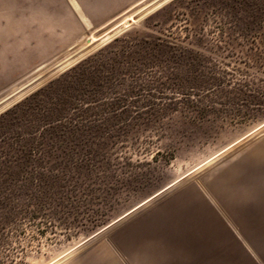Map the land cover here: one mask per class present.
Returning <instances> with one entry per match:
<instances>
[{
    "label": "rangeland",
    "instance_id": "obj_1",
    "mask_svg": "<svg viewBox=\"0 0 264 264\" xmlns=\"http://www.w3.org/2000/svg\"><path fill=\"white\" fill-rule=\"evenodd\" d=\"M161 1L0 0V264H125L204 205L264 264V0Z\"/></svg>",
    "mask_w": 264,
    "mask_h": 264
},
{
    "label": "crops",
    "instance_id": "obj_2",
    "mask_svg": "<svg viewBox=\"0 0 264 264\" xmlns=\"http://www.w3.org/2000/svg\"><path fill=\"white\" fill-rule=\"evenodd\" d=\"M191 213H180L178 219L175 216L141 222L134 227L131 237L127 226L125 264H226L224 255L215 252L213 236L227 238L228 226L213 212L211 205ZM236 261L239 264L237 258Z\"/></svg>",
    "mask_w": 264,
    "mask_h": 264
},
{
    "label": "trees",
    "instance_id": "obj_3",
    "mask_svg": "<svg viewBox=\"0 0 264 264\" xmlns=\"http://www.w3.org/2000/svg\"><path fill=\"white\" fill-rule=\"evenodd\" d=\"M189 1H190L189 3H192L193 7L196 8V7L200 6V5L204 6L209 0H189ZM235 1H238V3H235ZM258 3L259 2L256 1V0H252V2L250 0H234L233 6H239L240 9L242 8V10L244 12H246L249 15L250 18H257L258 15L260 14L259 13V4ZM131 44L134 45L135 43L132 42ZM149 44H154V46H156L157 42L155 40H151ZM12 165L13 164H11L10 166H7V165H5V166L9 170H11ZM0 167H2V165H0ZM3 178H4V176L0 177V187L2 185H4V183H5V180H3Z\"/></svg>",
    "mask_w": 264,
    "mask_h": 264
},
{
    "label": "bare ground",
    "instance_id": "obj_4",
    "mask_svg": "<svg viewBox=\"0 0 264 264\" xmlns=\"http://www.w3.org/2000/svg\"><path fill=\"white\" fill-rule=\"evenodd\" d=\"M167 1H169V0H162V1L160 2V4L162 3L161 5L158 4L159 2L156 3V4H158L159 7H160V6H162L164 3H166ZM154 4H155V3H154ZM151 5H153V4H151ZM149 6H150V5H149ZM156 6H157V5H156ZM156 6H155V7H156ZM150 8H151V7H150ZM137 14H138V13H137ZM133 17H135V16H133ZM131 18H132V16H131ZM131 18H129V20H128V19H123L121 25L124 26V27H126L127 23L131 20ZM132 21L134 22L133 19H132ZM132 21H131V22H132ZM127 28H129V27H127ZM103 38H104V37H103ZM110 38H111V37H110ZM97 39H98V38H97ZM97 39H96L95 37H92V36H91V38L89 39V45H94V44H96ZM101 39H102V38H101ZM101 39H100V40H101ZM87 40H88V39H87ZM100 40H98V41L100 42ZM85 45H86V44H85ZM94 46H95V45H94ZM88 47H89V46H88ZM98 47H99V46H98ZM89 48H91V47H89ZM84 54H85V52H84ZM72 63H73V62H72L71 60L68 61V62L66 61L65 64H63V65H61V67H59V70H58V71H59V72H60V71H63V70L66 69L67 67L71 66ZM57 69H58V68H57ZM40 81H41V80H40ZM41 82H42V81H41ZM41 82H40V84H41ZM37 83H38V82H37ZM37 83H36V84H37ZM36 84H35V85H36ZM38 85H39V84H38ZM38 85H37V86H38ZM28 86H29V85H28ZM35 87H36V86H34L33 89H34ZM25 90L27 91V88H26ZM31 91H32V90H30V92H31ZM21 92H23V91H21ZM21 92H20V94H22ZM14 95H15V94H14ZM18 95H19V94H18ZM13 97H15V96H13ZM9 99H10V98H9ZM11 99H12V98H11ZM11 101H12V100H11ZM13 103H14V102H13ZM8 105H9V104H8ZM8 105H7V106H8ZM4 108H5V107H4ZM6 108H7V107H6Z\"/></svg>",
    "mask_w": 264,
    "mask_h": 264
},
{
    "label": "water",
    "instance_id": "obj_5",
    "mask_svg": "<svg viewBox=\"0 0 264 264\" xmlns=\"http://www.w3.org/2000/svg\"><path fill=\"white\" fill-rule=\"evenodd\" d=\"M88 43H89V40H88Z\"/></svg>",
    "mask_w": 264,
    "mask_h": 264
}]
</instances>
